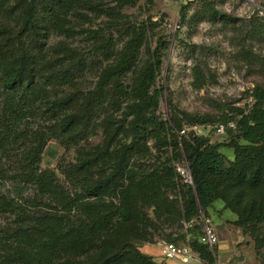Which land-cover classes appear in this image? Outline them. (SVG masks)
I'll list each match as a JSON object with an SVG mask.
<instances>
[{"label": "trees", "instance_id": "16d2710c", "mask_svg": "<svg viewBox=\"0 0 264 264\" xmlns=\"http://www.w3.org/2000/svg\"><path fill=\"white\" fill-rule=\"evenodd\" d=\"M89 3L0 0V210L19 218L15 228L2 230L0 264H156L133 244L153 242L152 229H159L148 218L149 209L158 222L192 224L197 236L189 246L212 261L201 243L203 230L194 225L203 213L222 205L245 232L264 226V89L256 88L249 112L235 109L237 122L219 118L217 124H234L226 130L233 138L225 146L212 144L185 128L208 124L211 118L183 113L182 119L173 114L162 120L157 115L161 57L142 66L133 84H123L136 69L139 33L116 64L101 71L86 111L79 114L73 110L74 95L58 97L55 91L65 85L75 88L78 71L57 70L59 60L49 57L47 46L50 35H68L69 18ZM196 74L201 76L199 69ZM110 86L132 101L135 120L115 131L105 124L101 147L79 146L75 163L62 159L58 169L67 184L54 170L40 169L51 139L78 146V133L100 110ZM150 141L164 152L153 169H143L141 161L153 155ZM178 163L190 171L192 185L182 183ZM8 183L15 197L3 192ZM28 187L34 197L25 196ZM171 193L177 198L171 199Z\"/></svg>", "mask_w": 264, "mask_h": 264}, {"label": "rangeland", "instance_id": "374dc122", "mask_svg": "<svg viewBox=\"0 0 264 264\" xmlns=\"http://www.w3.org/2000/svg\"><path fill=\"white\" fill-rule=\"evenodd\" d=\"M89 4V8L80 9L69 18L68 35L49 36V57L59 60L57 70L73 67L78 71L76 87L56 88L58 97L74 95L73 110L84 113L86 99L96 90L101 71L116 64L130 40L140 33L135 72L129 73L123 84H133L142 66L161 57L155 88L163 91L157 115L162 120L173 114L182 119L183 113L192 118H211L213 122L202 125L190 126L184 122L185 128L221 146L233 138L228 133L218 136L214 127L220 117L237 122L240 117L235 109L249 112L255 103L256 88L264 89V0H136L133 6H121L118 0H90ZM66 53L71 55L67 57ZM198 69L201 76L196 74ZM108 90L89 126L78 133V146L66 147L65 139L64 143L62 139H51L40 169L54 170L67 184L58 169L62 159L75 163L79 146L88 150L101 147L106 138L105 124L110 123L115 131L135 120L129 109L132 101L120 96L112 86ZM148 146L153 155L141 161L143 169H153L164 152L154 141L148 142ZM183 164L175 165L176 172ZM182 183L186 184L183 179ZM8 191L15 197L11 183L3 189ZM25 196L34 197V189H25ZM170 198L177 195L171 193ZM16 215L0 210V236L2 230L17 226ZM147 215L159 228L152 229L153 242L133 241V244L156 264L169 263L144 254L143 246H158L159 242L168 240L192 245L197 236L192 224L158 222L152 209L147 210ZM203 217L215 227L219 243L214 254L208 248L212 261L195 252L198 258L191 264H264V226L258 231L245 232L235 224L236 216L222 205L195 219L194 225L200 231Z\"/></svg>", "mask_w": 264, "mask_h": 264}, {"label": "built area", "instance_id": "2783aa9c", "mask_svg": "<svg viewBox=\"0 0 264 264\" xmlns=\"http://www.w3.org/2000/svg\"><path fill=\"white\" fill-rule=\"evenodd\" d=\"M228 127H234L233 123L225 125L223 123H218L214 127V132L218 136H223L226 134ZM185 131H182V134ZM178 173L183 178L184 182L188 185L193 184V179L190 171L186 167H178ZM203 234L201 237V243L207 246L214 254V249L219 243L218 236L215 227L212 225L211 221L203 217ZM160 249V259L161 262H179L181 264H191L198 258L195 251L189 245H180L178 243H172L167 241H161L158 244Z\"/></svg>", "mask_w": 264, "mask_h": 264}, {"label": "crops", "instance_id": "0c3cea01", "mask_svg": "<svg viewBox=\"0 0 264 264\" xmlns=\"http://www.w3.org/2000/svg\"><path fill=\"white\" fill-rule=\"evenodd\" d=\"M141 250L144 254L149 255V256H156V258H158L160 255V249L156 245H153V246L145 245L141 248ZM168 263L177 264L176 262H168Z\"/></svg>", "mask_w": 264, "mask_h": 264}]
</instances>
